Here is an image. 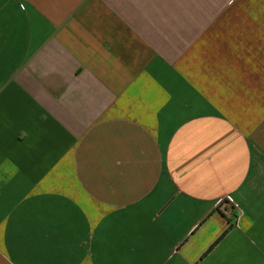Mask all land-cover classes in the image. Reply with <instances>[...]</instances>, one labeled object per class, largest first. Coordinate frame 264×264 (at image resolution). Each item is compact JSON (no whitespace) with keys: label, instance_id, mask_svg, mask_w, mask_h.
Masks as SVG:
<instances>
[{"label":"crops","instance_id":"1","mask_svg":"<svg viewBox=\"0 0 264 264\" xmlns=\"http://www.w3.org/2000/svg\"><path fill=\"white\" fill-rule=\"evenodd\" d=\"M0 264H264V0H0Z\"/></svg>","mask_w":264,"mask_h":264},{"label":"trees","instance_id":"2","mask_svg":"<svg viewBox=\"0 0 264 264\" xmlns=\"http://www.w3.org/2000/svg\"><path fill=\"white\" fill-rule=\"evenodd\" d=\"M226 233H227V232H226ZM226 233H224V235H225ZM224 235H223V236H224ZM218 242H219V240H218V241H217V242H216V243H215V244L209 249V251H211V250L215 247V245H216ZM209 251H208V252H209Z\"/></svg>","mask_w":264,"mask_h":264}]
</instances>
